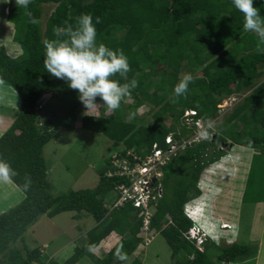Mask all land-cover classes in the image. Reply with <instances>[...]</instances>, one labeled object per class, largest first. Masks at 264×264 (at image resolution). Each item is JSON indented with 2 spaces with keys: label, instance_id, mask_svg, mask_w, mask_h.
Here are the masks:
<instances>
[{
  "label": "trees",
  "instance_id": "16d2710c",
  "mask_svg": "<svg viewBox=\"0 0 264 264\" xmlns=\"http://www.w3.org/2000/svg\"><path fill=\"white\" fill-rule=\"evenodd\" d=\"M46 4L55 7L42 23ZM254 6L264 15V0H254ZM13 10L7 14L14 25L13 40L23 50L12 58L0 47V80L16 91L20 106L0 135V158L18 173L14 184L24 198L0 214V264L42 263L41 250L28 248L22 236L41 215L54 217L66 211H84L94 217L96 225L82 246L61 264H75L84 255L98 264H124L116 258V250L122 244L131 258L142 241L138 235L143 215L131 201L113 208L105 206L117 198V186L128 183L119 174L123 161H131L130 165L133 155H145L154 143L165 148V136L173 132L179 137L175 133L178 127L182 134L190 132L192 128L187 130L184 124L175 127L186 110L195 111V120L214 122L221 100L233 95L242 98L217 126L218 132L209 129L211 138L188 146L162 166L164 196L151 204L149 230H159L166 239L171 264H228L255 256L256 248L251 244L218 246L205 237L196 245L184 236L192 221L185 216L183 206L200 193L197 182L205 167L226 153L222 144L230 140L227 147L238 144L264 153V51L257 50L258 38L244 31L243 16L231 0H32L27 8L18 7L22 14L17 19ZM29 12L38 24L30 22ZM86 13L92 15L93 23L100 17L97 42L122 49L131 67L129 79L138 81L130 94L135 103L127 105L132 111L130 121L122 117V101L115 112L108 114L101 107L98 116L83 115L80 125L75 126L80 102L77 91L44 69L45 39H55V29L75 24L76 17ZM182 68L200 69L201 75L193 77L187 98L177 100L173 87ZM158 76L161 81L155 83ZM146 101L158 107L151 125L142 124L134 113ZM59 109L63 112L58 113ZM168 117L171 122L166 124ZM58 127H81L123 144L98 171L94 187L57 195L51 192L43 147ZM129 149L133 154L127 153ZM26 177L31 178V185L24 190ZM167 215L172 220L168 224ZM110 234L118 236V241L100 260L91 250ZM43 262L58 264L52 259ZM129 264L141 262L136 257Z\"/></svg>",
  "mask_w": 264,
  "mask_h": 264
},
{
  "label": "rangeland",
  "instance_id": "374dc122",
  "mask_svg": "<svg viewBox=\"0 0 264 264\" xmlns=\"http://www.w3.org/2000/svg\"><path fill=\"white\" fill-rule=\"evenodd\" d=\"M260 3L262 5L261 1ZM13 7L14 10L12 12V16L13 18L17 19L16 17H20L22 13L20 11L18 12V6H16L15 0H8V2L7 0H0L1 34L5 33V28L2 27L4 19L11 22L13 26V22L10 21L11 19H9L8 15L5 16L4 14V12L7 10L10 11V8ZM54 7L55 4H46L43 6L42 23L45 22L46 18L53 11ZM18 46L21 52L23 49L20 44H18ZM158 69H162V65H158ZM185 73L191 74L192 77L201 75L200 69L192 70L182 68L179 71V79ZM160 81L161 78L159 76L154 78L155 83ZM2 86H6V89H8L6 95L5 92H3V95H5V98L7 99L6 104L12 103L14 106H17L19 101L15 90L5 84ZM152 91L153 89L150 88V92ZM15 97H17V100ZM240 97L241 96L233 95L229 98H224V100L227 101L228 99H231L229 102L231 103L230 108L222 107L219 110L220 112L217 118L213 120L214 122L202 121L204 125H202L200 130H197L196 127L193 126L194 121L191 126L192 129L186 124L185 127L187 126V130H191L188 133L182 134L179 139L183 138L184 140L191 141L192 143L190 146H192L199 142L198 139L201 137L202 131H208L210 129L213 133L218 132L217 126H219L223 121V118L230 113L233 106L241 100L242 97ZM97 103L102 104L98 98ZM123 103L122 117L125 121H130L132 111L129 110L127 105L134 104L135 99L131 96H128L123 100ZM78 106V112L75 113L76 119L74 121V124L75 126L77 125V127L80 125V118L83 115L98 116L100 114V108L98 110H92L91 112L86 113L87 110L84 108L81 102H79ZM157 110L158 107L152 106L151 103L146 101L144 104L139 105L134 110V113L137 118L141 119L142 124L151 125L152 114ZM62 112L63 109H59L58 113ZM185 121L186 118L182 116L180 122L176 123L175 127H178L182 123L185 124ZM191 121L192 120H190V123ZM170 122L171 120L168 117L165 123L169 124ZM232 122L233 120L230 121L229 124ZM209 123L212 125L211 128H208ZM212 136L213 134L210 133V138ZM227 143H230V140H228ZM226 145L222 144L224 147ZM122 146L123 144L121 142L112 141L101 133L82 129L81 127L78 129L74 128L72 130L65 129L63 127L56 128L51 139L43 147V155L48 167V180L51 185V192L54 195H57L60 193H67L69 191L94 187L98 181V171L103 169L107 158H109L116 150L122 148ZM236 147L237 146H233L232 148L230 147L223 160H221L219 163L209 164L202 171L197 183V185H199L198 187L200 188V198L197 199V205L194 207L192 206L193 208H191L195 209V211H198V213L196 212L193 216L198 221L197 225L199 228L204 230V234L208 233L212 237L215 236L211 239H215V242L218 243V246H227L234 242H238L243 244H251V247L256 248L255 256L246 259V261H236L228 264H264L263 211L262 218L259 219L260 224H252V222L255 221L257 217V211L255 208L256 205L254 204L256 202L255 200L264 198V153H256L254 159H252L250 163L245 162L246 168H248L250 165L252 168L250 176L248 177V174L245 176L246 180V177L249 179L247 185L248 187L244 195L243 192L245 189H242L240 193L239 190L241 187L238 184H231L230 180L235 176L234 171L236 168H239L240 166V163L233 161L235 156L233 152ZM211 148L212 147L208 145L207 149L210 150ZM230 149L231 151H229ZM182 152H179L178 154H181ZM170 159L172 158L170 157ZM218 177L221 180H227L226 185L233 186L235 188V190H230L232 193L231 195H229V190L227 191L224 183L221 186H217L216 183L211 186L208 183L209 180H215L218 179ZM202 181H204V183H202ZM223 187L224 191H222ZM212 190L214 191V195H217L218 193H220V195L222 194V200L226 203L225 208L219 207V209H217L218 216L222 220H226L227 222L237 225V236L235 235L236 232L233 231L232 225L229 223L227 224H229L230 230H232V232H229L228 230L221 232L219 230V226L217 228V226L213 225L212 222L210 223L206 220V213L204 214L203 209L198 207L199 203H202V201L203 206L206 205V196H208ZM242 194L244 197H242ZM209 199L211 198H208V200ZM242 199L244 200L241 202ZM95 224L96 221L94 217L84 211H66L61 212L54 217H49L46 214H43L24 232L22 241L23 243H26L28 248H39L42 254L45 253L46 255L47 253V255H49V259L52 258L53 261L61 264L74 253L76 247L82 246L83 241L85 240L83 238H86V231L93 228ZM261 224L263 225L261 226ZM118 238L119 237L117 236L115 241ZM251 239H254V242H251ZM20 241L21 240L19 239L17 242L19 247L22 246ZM141 243L142 246L139 245L134 253L141 264H171V249L161 233L156 232L153 234V237L149 242L142 241ZM81 258L82 259H80L75 264H98L95 260H91L88 255H84ZM43 260L44 259H41L42 263H38L44 264L45 262H43ZM45 261L47 260L45 259Z\"/></svg>",
  "mask_w": 264,
  "mask_h": 264
},
{
  "label": "clouds",
  "instance_id": "9594fccd",
  "mask_svg": "<svg viewBox=\"0 0 264 264\" xmlns=\"http://www.w3.org/2000/svg\"><path fill=\"white\" fill-rule=\"evenodd\" d=\"M231 2L233 7L243 16L244 31L255 33L258 38L257 50L264 51V15H261L260 9L254 6V0H231ZM31 3L32 0H15L16 6L22 8H27ZM6 12L8 13V10ZM28 16L32 24L39 23L31 12L28 13ZM100 22V17H96L95 23H93L92 15L86 13L76 17L75 24L66 23L63 28L55 29L54 35L56 38L45 39L44 41L43 65L50 76L67 82L70 89L77 91L78 99L87 110L86 113L104 107L106 112L111 114L119 109L121 102L138 87V81L135 78L129 79L128 73L131 71V67L128 57L122 49L113 50L107 45L97 42L96 24ZM192 82L193 77L191 74H183L173 87V94L177 100L180 97L187 98L189 85ZM0 83H3V81L0 80ZM97 98L102 101V104L97 103ZM230 101L231 99H228V101L222 99L219 104V110L222 107L230 108ZM191 111L194 110H186L185 112H188L189 117H192L191 119L194 121L193 115L195 111L190 113ZM211 127L212 125L209 123L208 128ZM201 136L204 138L200 141H204L210 137V132L204 130L201 132ZM226 144L230 145V143ZM227 145L221 147L227 149ZM17 175L18 173L12 168L11 164L0 158V183H14L13 178ZM30 185L31 178L26 177L23 185L24 190H27ZM198 189L200 191L199 187ZM198 198H200V193L188 200L183 206L185 216L192 221V226L188 228L187 232H184V236L188 239H193L196 245H200L205 240V237L213 238L208 233L204 234V230L199 228L197 225L198 221L193 216L197 211L192 208L196 206ZM115 200L116 198L112 203L106 202L105 206L109 208L115 207L113 206ZM165 218L167 220L166 224L172 221L169 215L165 216ZM194 226L198 228V232L191 235L189 230ZM218 226L219 229L229 228L230 230V226L227 223L217 224V228ZM139 232L138 236L144 242H149L156 232L160 233L159 230L150 231L148 229L145 231L142 229V224ZM212 240L215 241V239ZM141 242H139L136 249L139 245L142 246ZM115 255L118 260L127 264L129 258L127 253L123 251L122 244L117 248Z\"/></svg>",
  "mask_w": 264,
  "mask_h": 264
},
{
  "label": "crops",
  "instance_id": "0c3cea01",
  "mask_svg": "<svg viewBox=\"0 0 264 264\" xmlns=\"http://www.w3.org/2000/svg\"><path fill=\"white\" fill-rule=\"evenodd\" d=\"M4 14H5V16H7L8 13L4 12ZM2 27L5 28V33L1 34V32H0V47H4L7 54L12 58L20 56L22 53V50L20 52L18 43L13 40V34H14V28L13 27H14V25L12 26L11 22L4 19V23L2 24ZM252 34H253L254 38H257L255 33H252ZM2 85L3 84H0V135L13 122V120L15 119V117L17 115V110L19 109V106H20V99H19L18 94H17V96H18L19 104L17 106H14L12 103L6 104L7 99L5 98V95H6V92L8 91V89H6L7 88L6 86H2ZM3 92H5V95H3ZM15 98L17 100V97H15ZM233 146H237L236 148H239V149H236V148L234 149L233 153L235 154V156H234L233 161L240 163V166H239V168L238 167L236 168L237 171L236 170L234 171L235 176L232 177L230 180H231V184H233V183L238 184L241 187V189L239 190L240 193H241L242 189H245V191L243 192L245 195L246 189L248 187L247 186L248 185V179H249L248 177L250 176L251 168H252L251 165L248 168H246L245 162L250 163L252 161V159H254L256 153L260 154V152L253 149V148H249V147L238 145V144L231 145L230 147L232 148ZM229 148H227V150ZM229 151H231V149ZM225 156H226V154H223L222 158L216 160L214 162V164L219 163L221 160H223V158ZM247 174H248V177H246L247 178V180H246L245 176ZM212 180H209V182H208L211 186L214 183H216L217 186L218 185L221 186L224 183L226 188H227V191L229 190V195L232 194L230 191L231 189L235 190V188L233 186L226 185L227 180H221L219 177H218V179H215L213 181ZM237 180H239V181H237ZM202 183H204V181H202ZM214 188H215V186H214ZM222 191H224V187H223ZM242 197H244L243 194H242ZM23 198H24V193L17 187L16 184H14V183H11V184L0 183V214L7 211L8 208H11V207L17 205ZM208 198H211V199H209L211 201V204H210V201L208 200ZM222 198H223L222 194L220 195V193H218L217 195H214V191L212 190L210 192V194H208V196H206V205L203 206V201H202V203H199L198 207L203 209L204 214L206 213V220L209 221L210 223L212 222L213 225L217 226V224H220V223H229L232 225L233 231L236 232L237 225L230 223V222H227L226 220H222L218 216L217 209H219V207L225 208V206H226V203L223 202ZM202 199H203V196H202ZM243 200L244 199H242L241 202ZM255 201L257 202V203L256 202L254 203L256 205L255 208L257 211V217H256L255 221L252 222V224H257V223L260 224L259 219L262 218V211L264 213V198L263 199H256ZM201 204H202V206H201ZM197 213H198V211H197ZM224 221H226V222H224ZM262 225L263 224H261V226ZM219 230L221 232H225L227 230L229 232H232V230H229V229H219ZM88 231H86V233H85L86 238H83L85 240L87 239L86 234L88 233ZM235 235L237 236V232L235 233ZM231 236H232V234H231ZM115 238H117V236L115 234H110L106 238H103L99 242V244L91 250V252L98 259L102 260L106 256V254L114 247L116 242L118 241V239L115 241ZM251 242H254V239H251ZM101 253H102V255H101ZM134 253L135 252H133V254L131 255V258H136ZM48 256L49 255H47V253H46V255H45V253L42 254V257L44 259H46L47 261L49 260ZM131 258L128 260L127 264L130 263ZM80 259H82V258H79V260ZM36 264H39V263H36Z\"/></svg>",
  "mask_w": 264,
  "mask_h": 264
},
{
  "label": "built area",
  "instance_id": "2783aa9c",
  "mask_svg": "<svg viewBox=\"0 0 264 264\" xmlns=\"http://www.w3.org/2000/svg\"><path fill=\"white\" fill-rule=\"evenodd\" d=\"M190 113H194V111ZM183 116L186 118L184 125L187 124L191 128L193 121L190 123L192 119L189 117V113L185 112ZM194 124L197 130H200L204 125L200 120H196ZM175 133L179 137L182 135L179 127ZM179 137L169 133L164 139L165 148L154 143L145 155H133V162L130 165L131 161L126 162L124 160L122 169L119 171V174L124 176L128 183L123 182L117 186V198L113 206H120L126 201H131L134 207L140 208V213L143 215L142 229L145 231L149 229V221L153 214L151 204H157L158 200L164 196L162 166L170 160V157L172 158L182 152L192 143L183 138L179 139ZM203 138L202 136L199 137L198 141ZM131 151L133 149H129L127 153L133 154ZM196 232H198V228L195 226L189 230L191 235L196 234Z\"/></svg>",
  "mask_w": 264,
  "mask_h": 264
},
{
  "label": "bare ground",
  "instance_id": "6f19581e",
  "mask_svg": "<svg viewBox=\"0 0 264 264\" xmlns=\"http://www.w3.org/2000/svg\"><path fill=\"white\" fill-rule=\"evenodd\" d=\"M213 237H215V236H213Z\"/></svg>",
  "mask_w": 264,
  "mask_h": 264
}]
</instances>
